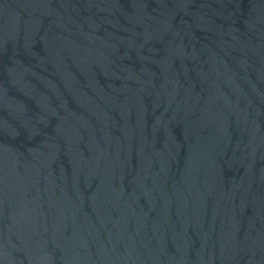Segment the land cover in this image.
Masks as SVG:
<instances>
[{
  "label": "water",
  "instance_id": "1",
  "mask_svg": "<svg viewBox=\"0 0 264 264\" xmlns=\"http://www.w3.org/2000/svg\"><path fill=\"white\" fill-rule=\"evenodd\" d=\"M0 264H264V0H0Z\"/></svg>",
  "mask_w": 264,
  "mask_h": 264
}]
</instances>
